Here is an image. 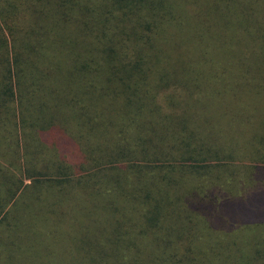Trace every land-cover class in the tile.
Masks as SVG:
<instances>
[{
	"label": "trees",
	"instance_id": "16d2710c",
	"mask_svg": "<svg viewBox=\"0 0 264 264\" xmlns=\"http://www.w3.org/2000/svg\"><path fill=\"white\" fill-rule=\"evenodd\" d=\"M29 2L43 26L10 28L21 76L0 87L19 99L0 103V264H98L105 248L106 264H140L143 248L154 264H264V0ZM243 155L240 191L214 192ZM86 220L115 240L71 244L63 221ZM241 226L256 230L245 249ZM151 229L174 239L135 241Z\"/></svg>",
	"mask_w": 264,
	"mask_h": 264
},
{
	"label": "rangeland",
	"instance_id": "374dc122",
	"mask_svg": "<svg viewBox=\"0 0 264 264\" xmlns=\"http://www.w3.org/2000/svg\"><path fill=\"white\" fill-rule=\"evenodd\" d=\"M36 16L35 14H33L30 10V2L29 0H0V87L2 88V86H4L6 84V82L11 86H13V90L17 91L15 89L14 83L17 82L16 81V77L21 76V74L17 73L16 71V66L15 63L13 61V56L14 54L12 53V49L11 46H19V43L17 42H12L13 40V35H12V30H22L23 34H29V32L31 31L32 33L34 32L36 26H43V17L42 15ZM37 22L34 24V26L30 27V22L31 21H36ZM10 28H12V30L10 31ZM40 44H37V46H39ZM22 46H25L24 43H22ZM6 77V78H5ZM12 90V92H13ZM32 95L34 96H38V91H33ZM4 96L0 94V103L8 98H3ZM19 99L12 94V97H10L8 99V101H11L12 103L7 104L8 107H14L15 104L17 103ZM15 101V102H14ZM85 103H88V100L85 98L84 100ZM18 104V103H17ZM69 113L68 110H66L64 112V114ZM67 122L72 126L73 130H76L77 125L74 121H72L71 118H67L66 119ZM11 128L7 125L0 127V145L3 144L8 136L6 130ZM12 132V131H11ZM17 132V130H16ZM5 152V151H3ZM2 152V153H3ZM2 153H0V164H3L4 167H7L9 165V156L8 155H3ZM254 161V159H252V156L249 155H243L242 158L239 159H235L232 160L231 162H228V166H225L223 168H221L220 171H218L214 176V186H213V190L214 192H219L221 190H227L229 191L231 194H236V192L240 191L241 188H239V185L243 182H247L246 177L248 176L246 174V169L247 167H249L250 165H252V162ZM27 182V180H26ZM67 208H70L67 207ZM72 209H74V211L72 212V216H74V213L76 212L75 216L77 218H80V208H78L77 206L72 207ZM70 212H68L67 214H69ZM82 213V212H81ZM85 224V226H83ZM89 225V223L86 221H82L81 225L77 224L76 222V228L77 230L74 232H71L68 227V223H64L62 224V230L65 234H67V232H69V236L71 238L69 239V242L71 244L76 245V243H80L79 245H84L85 243H87L89 240L92 242H97V241H101L103 244H108L110 241L115 240L114 238L111 237H102L100 239H96L94 238L96 235H98V233L96 232V230H94L93 232H89V230H85L87 227V225ZM99 226H106L105 222H100ZM257 229V228H255ZM152 231H148V233H144V234H137L135 236V241L143 243L145 241H153L154 245H152V248H155V250L157 252H161L163 251L160 247H158L156 245L155 242L157 243H161V245L166 241V243L168 241L172 242V240L174 239V236L171 233H167L166 231H162L160 234L158 232L157 229H151ZM212 230L207 229L206 231H201V232H205L207 234L205 235H212L211 237H208L206 240L208 239H217L216 237V233H210ZM263 232V231H262ZM139 233V232H137ZM256 233V230H252L249 227H244L241 226L235 234H233V237L235 239H239L240 242H242L243 244V249L247 248L249 245H251L252 240L256 241V239L254 238ZM200 234V233H199ZM203 233L199 235V239L202 240L203 237ZM187 236V235H186ZM218 236V235H217ZM221 236V235H219ZM66 237V236H65ZM188 237V236H187ZM187 239H183V243L186 242ZM177 241V243L175 245H172L170 248V252H172L173 250H178V251H185V248L187 249V245L185 244V248L180 246L178 244V240H174ZM200 243V241H199ZM123 240H119V248L123 247ZM193 247H188L189 253L190 255H194L196 257H198L199 252L197 251L198 249L196 248L195 244H192ZM166 247V246H164ZM169 247V246H168ZM167 247V248H168ZM82 249V248H81ZM104 249V247H103ZM101 249V250H103ZM165 250V248H163ZM192 250V251H191ZM247 250V249H246ZM89 251L91 253H97V245L89 243ZM120 252H123L122 250ZM169 252V251H168ZM245 253H249V250L245 251ZM156 253H154L152 250L149 251L147 250V248H143L141 253H140V260L139 263L140 264H154V263H149V256L153 257L155 256ZM167 254V252H164L163 254H160L159 257V262L160 264H162V259L164 258V256ZM169 254V253H168ZM97 261L98 264H106V262L115 259V257L112 254H109L107 251V248H105L103 250V252L99 253L97 256ZM156 260H158V258H156ZM154 260V261H156Z\"/></svg>",
	"mask_w": 264,
	"mask_h": 264
}]
</instances>
